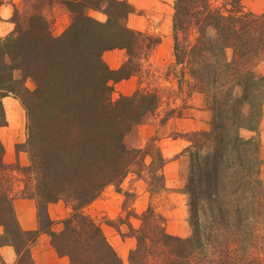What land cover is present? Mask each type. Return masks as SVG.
<instances>
[{"label":"trees","instance_id":"obj_1","mask_svg":"<svg viewBox=\"0 0 264 264\" xmlns=\"http://www.w3.org/2000/svg\"><path fill=\"white\" fill-rule=\"evenodd\" d=\"M58 1L73 15L62 36L53 38L42 14L36 13L24 24L17 19L15 30L0 40V129L7 125L3 99L13 96L27 117L23 149L30 183L20 197L36 201L39 219L36 232L19 226L0 138V249L12 246L18 264H34L30 245L45 233L69 264H123L83 209L105 188L118 186L130 174L140 176L142 169H148L153 188L165 191L168 161L154 139L138 149H129L124 141L156 111L159 98L137 91L111 101L110 83L139 70L135 58L143 49V35L126 24L130 5L118 0ZM242 1L230 0L228 11L210 0L174 4L175 60L192 79L191 89L212 99L213 122L209 131L191 133L180 154L190 162L182 191L189 195L192 236L169 234L165 219L150 207L134 232L129 264H264L259 153L264 77L246 70L264 57V13L245 11ZM90 10H103L107 22L93 19ZM191 32L197 34L192 43ZM113 49H125L128 55L118 70L103 61V54ZM28 80L33 89L26 87ZM242 130L254 135L244 138ZM59 200L69 203L72 212L54 231L47 206Z\"/></svg>","mask_w":264,"mask_h":264},{"label":"rangeland","instance_id":"obj_2","mask_svg":"<svg viewBox=\"0 0 264 264\" xmlns=\"http://www.w3.org/2000/svg\"><path fill=\"white\" fill-rule=\"evenodd\" d=\"M118 1H125L132 7L126 24L143 35L140 37L143 49L140 51V57L135 58L139 60V70L128 79L110 83L111 101L117 102L121 97L132 96L137 91L155 94L159 98L156 111L148 115L142 124L133 128L124 141L129 149H138L154 139L168 161L163 169L166 189L159 192L153 188L148 169H142L140 176L130 174L118 186L105 188L91 204L84 207L83 213L99 225L122 263L129 264V253L136 246L134 232L141 227V216L150 207L165 219V229L169 234L180 238L192 236L189 195L182 191L190 162L186 155L180 154L189 145L187 140L191 133L211 129L214 111L212 99L192 90L193 82L188 72L176 63L173 40L176 0ZM229 1L210 0V3L228 11L231 9ZM242 5L245 11L255 15L264 13V0H243ZM35 8L37 9L34 10ZM36 13L42 14L53 38L62 36L72 24L73 15L70 8L58 0H3L0 5V40L15 30L17 19L24 24L30 15ZM88 14L101 23L108 20L103 10H90ZM196 36L195 32H191L189 42L192 43ZM149 38L152 42H149ZM154 41H157V44ZM227 55L230 58L231 50L227 51ZM127 60L125 49H113L103 54V61L111 70L120 69ZM249 69L264 77V57L246 67V70ZM26 87L33 89V81L28 80ZM3 105L7 125L0 129V138L5 147L7 174L14 186V201L29 199L20 197L25 184L30 183L24 170L30 165L28 154L23 149L27 139L26 112L20 101L13 96L5 97ZM253 135L254 133L247 130L241 131L244 138H251ZM259 139L260 177L264 184V104ZM149 161L147 159L146 164H149ZM58 202L68 210L60 218H50L54 231L61 229L62 220L72 212L71 205L64 200L51 204ZM55 215L57 214L52 211V216Z\"/></svg>","mask_w":264,"mask_h":264},{"label":"crops","instance_id":"obj_3","mask_svg":"<svg viewBox=\"0 0 264 264\" xmlns=\"http://www.w3.org/2000/svg\"><path fill=\"white\" fill-rule=\"evenodd\" d=\"M14 209L19 226L23 231L36 232L39 230L37 204L33 199L15 200ZM67 210L60 202L48 206L49 216L52 220L62 217L66 214ZM52 211L57 215L53 217ZM30 251L34 264H68L67 257L57 254L51 245L49 236L45 233L39 234L36 241L31 245ZM0 254L4 264H18L17 254L12 246L2 247Z\"/></svg>","mask_w":264,"mask_h":264}]
</instances>
